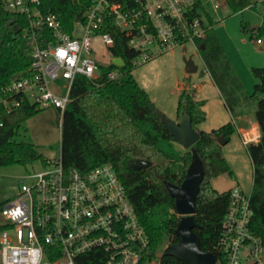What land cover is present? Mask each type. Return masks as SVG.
<instances>
[{
	"label": "built area",
	"instance_id": "obj_1",
	"mask_svg": "<svg viewBox=\"0 0 264 264\" xmlns=\"http://www.w3.org/2000/svg\"><path fill=\"white\" fill-rule=\"evenodd\" d=\"M42 1L0 0L5 10L28 16L25 34L33 57L30 72L16 73L0 89V104L8 112L29 102L56 107L63 115L79 75L99 83L102 65L119 66L110 50L115 39L106 30L110 20L137 51L134 65L187 41L197 49L196 39L210 27L198 0H94L85 20L71 30L43 9ZM211 2L217 9L227 0ZM97 45L106 47L108 58ZM119 76L117 67L106 74ZM43 164L22 177L19 191L0 210L1 264H77L80 255L93 250H100L104 264H140L148 236L114 166L103 163L81 172L67 169L61 155ZM252 214L251 192L232 187L219 239L224 264H264V242L250 228Z\"/></svg>",
	"mask_w": 264,
	"mask_h": 264
},
{
	"label": "trees",
	"instance_id": "obj_2",
	"mask_svg": "<svg viewBox=\"0 0 264 264\" xmlns=\"http://www.w3.org/2000/svg\"><path fill=\"white\" fill-rule=\"evenodd\" d=\"M262 1L227 0V5L234 10H242L254 4L264 14ZM93 2L43 0L42 8L57 14L65 28L71 30L74 22L85 20V13ZM197 6L203 8V3L198 0ZM207 16L210 27L203 38L196 39L197 51L203 60L204 69L225 100L226 107L233 113L243 96V85L214 32L217 21L209 13ZM28 25L29 18L25 14L0 7V89L16 73L30 72L33 57L25 34ZM106 30L115 39V44L110 48L112 55L121 58L124 64L102 65L103 78L99 83H94L84 75L77 77L70 93L71 100L62 115L59 155L67 169L76 168L81 172L103 163L114 166L148 236V245L140 264H148L153 260L159 264H185L171 255L156 257L165 237L170 238V244L178 241L174 231L181 219L176 210L175 198L157 174L172 183L181 184L191 163L192 151L178 149V143L162 122L165 114L156 107L149 93L134 76L136 65L133 59L137 51L129 46L125 32L111 20ZM256 31L258 39H261L264 29L260 26ZM116 67L120 70V76L106 78L107 72ZM252 71L258 82L246 98L256 104L255 117L260 125L261 137L258 142L246 145L253 164V214L250 228L264 242V66L253 67ZM204 104L205 100L197 99L194 90L183 84L177 113H188L197 130L198 125L206 119V112L202 108ZM40 111L41 108L29 102L22 103L10 112L0 104V168L12 164L28 165L37 160L46 161L47 158L32 141L18 139L24 122ZM235 131L236 127L231 121L211 131L200 130V139L194 144L205 168L196 199L194 219L198 225L194 231L199 237L201 248L216 252L220 264H224V259L219 249V239L232 188L218 191L213 187L212 180L224 173L236 177L222 145L217 141L220 135L229 140ZM136 159H148L153 162V166L147 169L133 168L131 163ZM3 204L0 203V210ZM2 228L0 224V230ZM99 254L100 250L82 254L77 264H104L98 259Z\"/></svg>",
	"mask_w": 264,
	"mask_h": 264
},
{
	"label": "rangeland",
	"instance_id": "obj_3",
	"mask_svg": "<svg viewBox=\"0 0 264 264\" xmlns=\"http://www.w3.org/2000/svg\"><path fill=\"white\" fill-rule=\"evenodd\" d=\"M201 2L203 3L201 11H207L217 21L214 25V32L243 85L241 93L243 96L237 108L249 112L250 107L255 106V103L246 96L253 92L254 85L258 82L252 68L264 66V35L260 36L263 43H258L259 35L254 26L259 25L264 29V14L254 4L242 10H234L227 3L215 9L211 0H201ZM262 4L264 7V0ZM97 48L99 54L104 52L105 57H109L104 45H97ZM189 59H192L198 66L197 72L188 73L186 71ZM133 74L139 84L149 93L156 107L168 118L177 119L181 86L187 84L195 90V85L200 84L197 89V98L205 100L202 108L206 112V119L198 125V129L211 131L232 121L231 111L226 107L225 100L213 83L210 74L204 72L203 60L191 41L136 65ZM61 118L62 114L58 108L53 106L43 108L24 122L18 139L32 141L45 158H55L60 152ZM223 145V151L236 177L228 173L221 174L212 180L213 187L218 191H225L238 185L245 191L251 192L253 164L238 132H234L231 140ZM177 147L181 151L186 150L180 144H177ZM43 167V161L37 160L28 165L12 164L0 168V203H5L16 195L25 174ZM170 241L169 237H165L159 250L168 246ZM152 262L159 264L156 260Z\"/></svg>",
	"mask_w": 264,
	"mask_h": 264
},
{
	"label": "water",
	"instance_id": "obj_4",
	"mask_svg": "<svg viewBox=\"0 0 264 264\" xmlns=\"http://www.w3.org/2000/svg\"><path fill=\"white\" fill-rule=\"evenodd\" d=\"M258 27L260 26H254V28ZM114 62L119 66L124 64L119 57L114 58ZM197 69L192 59L187 60L186 71L188 73H195ZM162 122L172 134L176 143L192 151V159L181 184L172 183L164 179L162 175L157 174L160 179H163L171 196L175 198L176 210L181 215V219L174 231L178 241L158 250L156 257L161 258L164 255H171L185 264H218L216 252L204 251L201 248L199 237L194 231V228L198 225L194 219V214L197 211L196 199L205 176L203 161L198 150L194 147V144L200 139V131L193 127L191 117L186 112H181L175 120L164 117ZM217 141L220 145H223L227 142V139L220 135ZM131 166L136 169H147L153 166V162L148 159H136L131 163Z\"/></svg>",
	"mask_w": 264,
	"mask_h": 264
},
{
	"label": "crops",
	"instance_id": "obj_5",
	"mask_svg": "<svg viewBox=\"0 0 264 264\" xmlns=\"http://www.w3.org/2000/svg\"><path fill=\"white\" fill-rule=\"evenodd\" d=\"M258 43H263V40L261 42H258ZM197 68H198V66H197ZM198 70L199 69H197V71ZM204 72L208 73L205 69H204ZM186 86L189 87V85H187V84H186ZM195 86H194L195 87L194 95L197 98V89L199 88L200 84L195 85ZM182 87H183V85L181 86V89H182ZM255 111H256V104H255V106L252 105L250 107L249 112H247L246 110H239L237 107L233 113L231 112V116H232L231 122L234 123V125L236 127L235 132H238L242 141L244 138H247L249 140V143L250 142H258L255 139V137L256 136L261 137V129H260V125H259L258 121L256 120ZM177 117H178V115H177ZM198 130L200 131L203 129H198ZM230 140H231V138L229 140H227V142H229ZM223 148H224V145H222V149Z\"/></svg>",
	"mask_w": 264,
	"mask_h": 264
}]
</instances>
